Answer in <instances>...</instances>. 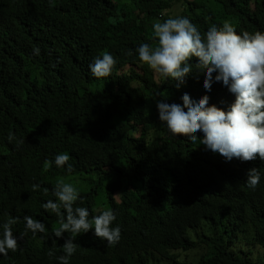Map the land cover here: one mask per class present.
Instances as JSON below:
<instances>
[{"label":"trees","instance_id":"obj_1","mask_svg":"<svg viewBox=\"0 0 264 264\" xmlns=\"http://www.w3.org/2000/svg\"><path fill=\"white\" fill-rule=\"evenodd\" d=\"M177 16L202 36L225 20L237 34L264 32V0H0V238L16 219L18 242L0 264H60L72 234L56 238L59 218L43 208L58 202L59 180L79 190L74 207L88 209L89 221L111 209L121 229L115 245L94 229L76 235L69 264H264V161L227 165L159 120L158 100L183 107L185 93L207 96L225 111L235 100L216 73L204 88L195 57L179 88L139 60L141 44H156L152 25ZM104 52L117 62L96 79L88 66ZM63 153L71 171L54 163ZM25 216L45 233L33 235Z\"/></svg>","mask_w":264,"mask_h":264},{"label":"clouds","instance_id":"obj_2","mask_svg":"<svg viewBox=\"0 0 264 264\" xmlns=\"http://www.w3.org/2000/svg\"><path fill=\"white\" fill-rule=\"evenodd\" d=\"M155 46L141 44L137 49L139 60L149 66L164 81H176L179 88L185 77L192 73L191 58H197L198 72L204 73L203 86L211 89L213 74L216 82H222L228 90L235 94L234 102L227 111L208 104V97L203 96L198 101H192L187 93L183 94V107L178 104H168L157 101L159 120L166 125L173 135L188 137L192 143L202 144L206 149L221 155V161L229 164L235 158L245 161L238 167H247L248 161L259 157L264 161V32L237 34L232 23L225 20L222 26L213 24L202 36L198 28L186 17L177 16L152 25ZM34 55H39V49H34ZM131 55V52L127 53ZM112 54L104 52L101 57L94 58L88 68L96 79L108 78L116 64ZM155 95H161L156 93ZM187 109L185 111L184 109ZM202 133V138L197 134ZM16 140L13 133L8 134V142ZM24 140L17 141V145ZM70 156L67 153L57 154L54 163L56 167L67 165ZM52 161H45L44 171L52 166ZM237 175V174H236ZM260 182L257 168L247 172L246 183L255 189ZM38 185H33L35 190ZM54 196L58 202L48 200L43 204L45 211L55 213L59 218V227L53 234L60 238L63 233L72 236L63 243L64 255L57 259L60 264H69V258L75 254L76 235L94 229L95 237L115 245L121 238L119 225L112 226L116 220L113 210L107 209L92 217L89 221V211L84 207H74L80 198L79 190L71 183L57 181ZM63 209V212L61 211ZM26 229L33 235L45 233V224L25 216ZM16 219H8L3 224V234L0 238V254L8 255L15 252L18 242L13 235L12 225ZM49 256L54 255L49 251Z\"/></svg>","mask_w":264,"mask_h":264},{"label":"bare ground","instance_id":"obj_3","mask_svg":"<svg viewBox=\"0 0 264 264\" xmlns=\"http://www.w3.org/2000/svg\"><path fill=\"white\" fill-rule=\"evenodd\" d=\"M247 225V224H246Z\"/></svg>","mask_w":264,"mask_h":264}]
</instances>
